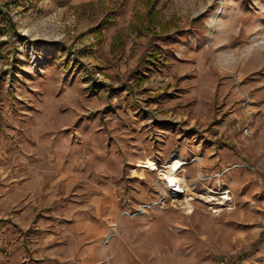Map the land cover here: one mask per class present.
<instances>
[{
	"label": "rangeland",
	"instance_id": "1",
	"mask_svg": "<svg viewBox=\"0 0 264 264\" xmlns=\"http://www.w3.org/2000/svg\"><path fill=\"white\" fill-rule=\"evenodd\" d=\"M62 263L264 264V0H0V264Z\"/></svg>",
	"mask_w": 264,
	"mask_h": 264
},
{
	"label": "bare ground",
	"instance_id": "2",
	"mask_svg": "<svg viewBox=\"0 0 264 264\" xmlns=\"http://www.w3.org/2000/svg\"><path fill=\"white\" fill-rule=\"evenodd\" d=\"M214 25L217 28L218 27V19L214 20ZM215 29V28H214ZM181 166L179 164H176L175 168L171 169L172 174L170 175L171 184H175L178 182V179L175 177V174L180 170Z\"/></svg>",
	"mask_w": 264,
	"mask_h": 264
},
{
	"label": "trees",
	"instance_id": "3",
	"mask_svg": "<svg viewBox=\"0 0 264 264\" xmlns=\"http://www.w3.org/2000/svg\"><path fill=\"white\" fill-rule=\"evenodd\" d=\"M152 14H154V12H152Z\"/></svg>",
	"mask_w": 264,
	"mask_h": 264
},
{
	"label": "crops",
	"instance_id": "4",
	"mask_svg": "<svg viewBox=\"0 0 264 264\" xmlns=\"http://www.w3.org/2000/svg\"><path fill=\"white\" fill-rule=\"evenodd\" d=\"M63 264V263H62Z\"/></svg>",
	"mask_w": 264,
	"mask_h": 264
}]
</instances>
